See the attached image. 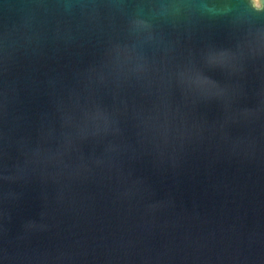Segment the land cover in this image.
Here are the masks:
<instances>
[{"label":"water","instance_id":"95a60500","mask_svg":"<svg viewBox=\"0 0 264 264\" xmlns=\"http://www.w3.org/2000/svg\"><path fill=\"white\" fill-rule=\"evenodd\" d=\"M255 0H0V264H264Z\"/></svg>","mask_w":264,"mask_h":264},{"label":"snow or ice","instance_id":"6c2138e0","mask_svg":"<svg viewBox=\"0 0 264 264\" xmlns=\"http://www.w3.org/2000/svg\"><path fill=\"white\" fill-rule=\"evenodd\" d=\"M262 0H255L256 4H261ZM261 12H264V6L261 7Z\"/></svg>","mask_w":264,"mask_h":264}]
</instances>
